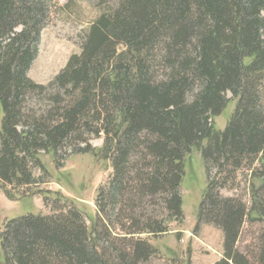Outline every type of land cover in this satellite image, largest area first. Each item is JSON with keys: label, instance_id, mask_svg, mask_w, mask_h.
Returning <instances> with one entry per match:
<instances>
[{"label": "trees", "instance_id": "obj_1", "mask_svg": "<svg viewBox=\"0 0 264 264\" xmlns=\"http://www.w3.org/2000/svg\"><path fill=\"white\" fill-rule=\"evenodd\" d=\"M93 5L99 14L80 53L48 84H37L28 72L57 6L0 0L6 198L29 195L21 192L40 182L34 171H46L43 155L58 167L90 154L112 168L98 189L91 228L72 201L44 192L45 203L54 199L59 207L5 224L4 264H147L158 251L141 236L158 240L184 222L181 188L193 153L206 177L197 229L210 225L223 235L215 264H264V0ZM230 104L234 110L219 130L214 120ZM93 139H102V147H93ZM247 171L250 204L222 196ZM246 223L259 229L243 252Z\"/></svg>", "mask_w": 264, "mask_h": 264}, {"label": "rangeland", "instance_id": "obj_2", "mask_svg": "<svg viewBox=\"0 0 264 264\" xmlns=\"http://www.w3.org/2000/svg\"><path fill=\"white\" fill-rule=\"evenodd\" d=\"M92 2L94 3V0H53L57 6L56 10L42 33L38 56L28 72V77L32 81L37 84H48L66 66L72 55L80 53L83 36L99 14V10L94 8ZM68 3L70 7L66 12L59 8ZM233 110L234 104H230L227 110L214 120L215 127L223 130ZM2 118L0 108V125ZM102 144V139L91 141L95 148L102 147ZM41 161L46 171H34L40 182L28 190H22L21 193H29L24 199L9 200L0 189V233L10 220L28 214L51 215L53 207H59L60 203L55 204L54 199L48 204L45 203L43 194L49 191L72 201L91 228L93 218H97L95 199L98 189L109 181L112 173L111 163L90 154L70 157L58 167L53 164L51 155L41 156ZM58 161L59 165L61 159L58 158ZM185 168L186 177L181 188L184 222L180 225H171V233L158 240L141 236L142 239H148L158 251L147 264H215L222 258L221 231L210 225H201L200 229H197L198 206L206 187L200 154L193 153L188 157L185 160ZM249 180L250 171L239 172L236 184L222 190V196L238 198L249 205ZM11 190L13 194L19 193L17 190ZM258 229L259 226L245 224L239 244L241 251L245 252L253 245L254 234H257ZM0 263L4 264L1 244Z\"/></svg>", "mask_w": 264, "mask_h": 264}]
</instances>
